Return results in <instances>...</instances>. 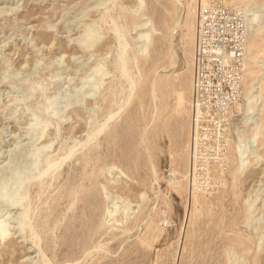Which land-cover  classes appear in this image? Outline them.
<instances>
[{
  "label": "rangeland",
  "instance_id": "1",
  "mask_svg": "<svg viewBox=\"0 0 264 264\" xmlns=\"http://www.w3.org/2000/svg\"><path fill=\"white\" fill-rule=\"evenodd\" d=\"M138 1L0 0V217L10 238L0 242V264H264V146L238 180L229 173L234 146L243 153L250 136L236 111L248 90L242 60L249 0H206L209 20L223 19L207 37L221 58L215 51L199 57L198 0H140L135 10ZM187 11L193 16L185 26ZM113 27L130 43L126 69L136 85L81 151L91 129L126 98ZM145 29L148 50L134 65ZM90 78L101 86L95 98L84 87ZM201 83L211 98L206 107L197 105ZM46 105L53 124L40 137L46 113L30 114ZM75 146L50 187L37 188L36 163ZM2 193L36 209L31 222L40 246L17 232L27 213L3 204ZM125 206L130 213L121 219ZM111 215L115 226L105 229Z\"/></svg>",
  "mask_w": 264,
  "mask_h": 264
},
{
  "label": "bare ground",
  "instance_id": "2",
  "mask_svg": "<svg viewBox=\"0 0 264 264\" xmlns=\"http://www.w3.org/2000/svg\"><path fill=\"white\" fill-rule=\"evenodd\" d=\"M178 1V0H177ZM244 1V0H243ZM252 1L253 0H249L247 3V9L243 15V23L246 24V29H245V35L247 36V41H246V45L245 48L243 49L244 52V59L242 60L243 63V86L245 88H248L247 92H245L244 96H243V101L240 105H238L236 108V111H240L243 116V120H242V124H244L247 128V131H250V136L248 138H246L247 140H245L246 142H244L243 145V153H241V147L240 145L238 147L234 146V159L231 163H233V165L231 167V171L229 172L233 180H238V178L242 175V173L245 171V169L248 168L249 165H252L255 161L257 156L256 154L258 153V151H260L263 146H264V47H260V45L258 46L256 43L258 41V38H260L259 40H264V26L263 21H262V17H263V12H264V7H262L260 10L256 9L254 7H252ZM192 2V1H191ZM245 2V1H244ZM195 4V3H194ZM116 5V4H115ZM118 5V4H117ZM206 5V0H198L197 2V6L195 8H197L199 10V7L201 6L202 8H204V6ZM264 5V4H263ZM141 6V2L140 0L137 2L136 8L135 10ZM190 4L187 6V9L189 8ZM193 11V9H192ZM188 12V11H187ZM195 12V9L193 11ZM198 12V11H197ZM118 13V12H117ZM122 13V12H120ZM119 14V13H118ZM104 15V14H103ZM120 16V15H119ZM132 16H136V15H132ZM188 19L185 21V26H187V22L191 20V17L193 16L191 14V12L187 13ZM179 19L177 21H175L172 25V30L177 28L178 26H180V22H178ZM190 23V22H189ZM188 23V24H189ZM107 24V23H106ZM106 26V25H105ZM107 26V30H108ZM111 27V26H110ZM118 29V28H117ZM121 29V28H120ZM188 29V28H187ZM111 31L114 32L115 34V38L116 41L119 42V51L117 54V57L114 62L115 64V70L117 71V74H119V77H121L122 79L124 78V81L127 82L128 86L126 88V92L127 94L125 95L126 98H123V102L121 103L120 101L116 104V109L114 112L109 111L111 113L107 114V117L104 119V121L100 124H98L97 126H95L93 129H91L90 133L87 136V139L84 141V143L81 145V148H87L85 145H89L92 143V141L95 140L96 136L101 132V131H105L103 129H105V125L106 123L110 120H112V118L114 119L115 115L118 114V112H120V110L122 109L123 105L125 104V102H127L128 98H129V94L130 92H132V90L134 89V84L136 85V81L134 80V78H132L133 80H130L128 78V73L126 69V65L129 62V57H128V51H129V44L128 41H126L124 39V37L126 36L125 31L124 30H116L115 27H113L112 29H109ZM189 29L187 30V33L185 34V36L189 35ZM150 29H145L143 32H141L139 34L138 37V41L140 42V47L137 50V52L134 54V61L137 60L138 58H142L144 56V52H146V50H148L147 46L148 43L150 41ZM191 34V33H190ZM152 36V35H151ZM184 36V35H183ZM190 36V35H189ZM89 37L88 33H85L82 42L80 43V48L81 50H84L85 45L84 42L87 40V38ZM187 38V37H186ZM152 39V38H151ZM93 41V40H91ZM115 41V42H116ZM263 42V41H262ZM117 44V43H116ZM264 46V45H262ZM132 56V55H131ZM131 58V59H132ZM132 63V64H133ZM129 64V63H128ZM136 63H134L135 65ZM129 67V66H128ZM131 67V66H130ZM134 67V66H133ZM137 67V65L135 66ZM133 69V68H132ZM131 70V69H130ZM118 77V76H117ZM118 78H116L117 80ZM163 80V79H162ZM118 81V80H117ZM123 81V82H124ZM115 82V81H114ZM119 84H120V79H119ZM162 82V81H161ZM125 84V83H124ZM102 85V84H101ZM110 86V85H109ZM120 88H122V84L119 85ZM85 88L88 89H92L95 90V92H93V98L96 97V94L99 93V90H101V86L99 85V83L94 81V78H90L89 80H87L84 84ZM157 88V87H155ZM116 89V88H115ZM109 90V89H108ZM115 92V91H114ZM122 91H119V93ZM157 92V91H156ZM118 93V96H119ZM115 94V93H114ZM157 94V93H156ZM155 94V95H156ZM111 95V92H110ZM117 95V94H116ZM114 96V95H112ZM111 96V97H112ZM110 97V98H111ZM122 97V96H121ZM117 98V97H116ZM112 99V98H111ZM105 100V99H104ZM113 100V99H112ZM121 100V98H120ZM103 101V99H102ZM113 102V101H112ZM111 102V106L112 105ZM116 103V102H115ZM49 105H46L42 108H40L38 111H34L33 113H31V116H37L40 113H46L45 116L38 121L37 123V129H39V134L40 137L43 136V133L45 131V129L47 128V126L49 124H53L52 120H51V113L49 112ZM194 108V107H193ZM235 111V112H236ZM239 113V112H238ZM241 114V115H242ZM104 117V116H103ZM36 118V117H35ZM110 124V123H109ZM59 123H54L55 128L58 127ZM101 134V133H100ZM99 134V135H100ZM243 137V135H242ZM91 142V143H90ZM76 148L78 146H75ZM79 148L75 149L73 147H71V149L69 151H67L66 153H64V156H61V158L59 159H54L53 157H51V155L45 154L41 160H39L34 168V171H36V173L33 175L34 177V183L36 182L37 188H43L45 185L47 184H51V180L53 179L54 181L57 179L58 177V170L61 168V164L64 163V161L66 159H69L71 157L74 156V154H76V150H78ZM85 151V149H83ZM87 150V149H86ZM238 150V151H237ZM82 151V150H81ZM80 152V151H79ZM86 152V151H85ZM41 153V149H38L35 152V156L38 157V155ZM78 153V152H77ZM239 154V155H238ZM53 156V154H52ZM84 156V155H83ZM72 159V158H71ZM238 159H239V163H238ZM70 161V160H69ZM63 165V164H62ZM152 167V166H151ZM155 169V168H154ZM151 171L152 170L151 168ZM90 173V172H88ZM93 173V172H92ZM94 174V173H93ZM60 175V174H59ZM89 175V174H88ZM87 175V176H88ZM155 175V174H154ZM86 176V177H87ZM91 177V176H90ZM49 178V181L45 183V179ZM85 179V178H84ZM155 179V178H154ZM53 181V182H54ZM236 182V181H235ZM238 182V181H237ZM17 183L18 185H22L25 183V180L18 177L17 178ZM55 183V182H54ZM231 183V182H230ZM107 184V183H106ZM231 185V184H230ZM50 187V185H47V187ZM81 186V185H80ZM233 186V185H232ZM46 187V186H45ZM81 187L75 188V190H73V194L71 195V200L74 201L75 199V195L78 194V190H80ZM83 188V187H82ZM231 188V186H230ZM47 189V188H45ZM88 189V188H87ZM41 190V189H40ZM39 191V194L40 193ZM42 191V190H41ZM88 192V191H87ZM45 193V192H44ZM44 193H43V197H44ZM72 193V192H71ZM70 193V194H71ZM81 194V192H79ZM86 193V192H85ZM4 194V193H2ZM38 195V194H37ZM23 196V195H22ZM20 197V196H19ZM39 197V196H38ZM37 197V198H38ZM41 196V198H43ZM41 198H38L37 200L40 201ZM70 198V197H69ZM35 199V198H34ZM46 199V198H45ZM44 199V200H45ZM56 199V198H55ZM78 199V198H77ZM54 200V199H53ZM42 201V200H41ZM47 199L45 200L46 203ZM73 201H71L70 206L68 208V210L73 209L71 208V206H73ZM2 202L9 204L10 206H14L15 208H23V210L26 211V215L24 216L26 217V219H24V222L22 224H20V226L17 229V232L21 235V234H26L28 233L29 235V241L31 242V244L33 243L35 246H40L37 243L38 240V235H37V231L34 232L32 230V227H34V223H32V219L34 218V214L36 212V209L30 208V204H26L22 198H17L16 200L10 202L7 195H3L2 196ZM54 202V201H53ZM40 203V202H39ZM38 203V205H39ZM42 203V202H41ZM33 204V203H31ZM47 204V203H46ZM43 203L42 206L46 205ZM35 205V204H33ZM253 205V204H252ZM40 206V205H39ZM41 206V207H42ZM49 206V205H48ZM47 206V207H48ZM38 207V206H36ZM251 207V206H250ZM250 207H248L245 212H248L250 210ZM38 209V208H37ZM49 209V207H48ZM41 209H39L40 211ZM44 210V208L42 209ZM47 211V210H46ZM44 213V211H42ZM41 213V212H40ZM69 213V212H68ZM130 213V207L129 206H125L121 212V219L122 218H126L128 216V214ZM250 214V213H249ZM49 215V212H48ZM39 216V215H38ZM43 216V215H42ZM65 216V215H64ZM40 217V216H39ZM114 215H111L110 220H108L102 227H104L105 229L113 226V220H114ZM248 219V218H247ZM37 220V218H36ZM5 221V219H4ZM3 216L0 217V242L4 244V242H6V240L10 239L8 238L9 233L7 228L4 226L3 224ZM34 221V220H33ZM38 221V220H37ZM61 221V220H60ZM38 223V222H37ZM60 223V222H59ZM45 225V223H44ZM115 226V225H114ZM119 226V225H118ZM39 227H40V223H39ZM38 227V228H39ZM42 227V226H41ZM45 227V226H44ZM43 227V228H44ZM37 228V229H38ZM103 228V229H104ZM119 228V227H118ZM124 228V227H123ZM34 229V228H33ZM47 229V227L45 228ZM44 229V232H46ZM113 229V228H110ZM109 230V229H108ZM125 230V229H124ZM127 230V229H126ZM248 230V229H247ZM43 231V230H42ZM117 231V230H115ZM113 230V232H115ZM41 232V231H40ZM124 232V231H123ZM127 232V231H126ZM125 232V233H126ZM247 232V231H246ZM42 233V232H41ZM41 233L39 235H41ZM247 234V233H246ZM44 234L41 236L43 237ZM55 237V236H54ZM54 237H52L54 239ZM246 237V236H245ZM44 238V237H43ZM51 238V239H52ZM243 238V237H242ZM41 239V238H40ZM52 239V240H53ZM42 240V239H41ZM247 241V239H245ZM39 241V240H38ZM242 242V241H241ZM41 243V242H40ZM246 246V245H245ZM43 250V249H42ZM105 250V249H104ZM93 251V250H91ZM247 251V250H246ZM40 252V251H39ZM89 253V251H88ZM85 254L86 256L88 255ZM243 254V253H242ZM49 259V258H48ZM47 260V259H46ZM47 263V262H46Z\"/></svg>",
  "mask_w": 264,
  "mask_h": 264
},
{
  "label": "built area",
  "instance_id": "3",
  "mask_svg": "<svg viewBox=\"0 0 264 264\" xmlns=\"http://www.w3.org/2000/svg\"><path fill=\"white\" fill-rule=\"evenodd\" d=\"M206 7L202 8L199 12V17H198V25H197V30H198V35L200 39V52H199V57H203L206 54H209L212 51H215L214 53L216 54L217 57L221 58V53H217V47L218 43L216 42L215 46H211L208 44V34H212L214 30H219L223 28V25H221L223 19H218V20H209L208 18V11H206ZM242 56V55H241ZM228 57V56H227ZM224 62H227L226 56L223 57ZM205 85L203 83L200 84L199 89H198V99H197V105L198 103H201L203 101V105L206 107L207 104H210L211 98L208 96L206 97L207 93L205 92ZM204 95V99H203Z\"/></svg>",
  "mask_w": 264,
  "mask_h": 264
}]
</instances>
